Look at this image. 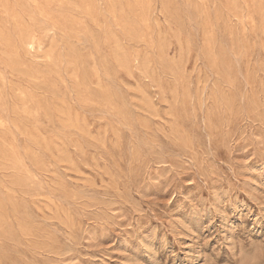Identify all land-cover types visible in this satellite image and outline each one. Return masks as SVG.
I'll return each instance as SVG.
<instances>
[{
	"label": "rangeland",
	"instance_id": "rangeland-1",
	"mask_svg": "<svg viewBox=\"0 0 264 264\" xmlns=\"http://www.w3.org/2000/svg\"><path fill=\"white\" fill-rule=\"evenodd\" d=\"M0 264H264V0H0Z\"/></svg>",
	"mask_w": 264,
	"mask_h": 264
}]
</instances>
